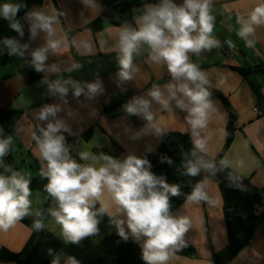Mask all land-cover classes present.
<instances>
[{"label": "crops", "instance_id": "0c3cea01", "mask_svg": "<svg viewBox=\"0 0 264 264\" xmlns=\"http://www.w3.org/2000/svg\"><path fill=\"white\" fill-rule=\"evenodd\" d=\"M6 2L8 0H0V4ZM175 2L182 4L183 0ZM258 2L213 0L211 14L215 17V26L212 35L220 46L198 55L188 53L190 62L196 63L208 78L207 87L213 105L206 127L195 130L198 135L188 123L186 99L185 108L177 106L171 99L165 108L148 95L155 85L168 99L167 86L176 82L166 64L152 59L153 54L147 44L142 43L133 53L131 79L125 80L120 76L121 29L137 27L136 19L143 13L144 6L157 4L159 0H40V3L30 6L24 14L30 32L34 22L28 18L30 13H41L53 21L52 33L37 28L35 36L31 32L25 49L31 59L34 51L48 49L44 70L39 71L40 77L33 80L31 73L19 72L17 63L6 64V68L0 70V109L14 113L4 137L12 138L7 154L20 164L17 171L28 179L47 170V162L40 156L35 137L42 135L41 129H46L48 123L59 121L64 126L59 134L65 138L69 157L73 154L81 159V153H89V159L81 160L96 167L103 163L99 159L103 155L121 162L130 155L139 158L156 148L163 135L169 132L188 133L195 161L213 164L231 136V143L220 162L248 179L256 190H264V70L258 69L246 75L239 71L241 68L264 66V25L256 26L254 36L250 37L255 41L251 48L246 47L236 35L240 27L238 18H247ZM117 5L124 6L127 14L118 23L106 19L97 31L88 27L105 10ZM226 40H230L234 47L230 48ZM51 41L58 44L55 50L49 47ZM53 66L58 71H51ZM54 81L68 89L66 95L61 96L49 89V84ZM91 83L99 85L94 94L87 88ZM75 86L83 89L78 97L74 95ZM137 98L150 101L149 111L154 117L151 123L142 112H127L126 106ZM177 98L183 97L178 93ZM225 102L236 113L232 124ZM47 106L58 110L47 120H40L39 114ZM118 107L124 110L115 114ZM256 107L261 114L255 112ZM1 135L2 132L0 139ZM195 139L205 141L203 151L194 148ZM210 170L202 168L199 174L204 177L201 183L205 185L208 200L195 203L186 199L172 214L188 217L190 224L181 241L192 247V253L179 255L170 251L167 264H214L215 259L230 246L222 190L216 180L207 177ZM30 199L32 214L23 219L34 222L38 218L35 213H41L47 196L35 190ZM103 199L108 205L106 213L109 216V213H115L116 206L110 194L105 191ZM56 206L53 201L52 208ZM257 212L261 216L258 227L248 243L226 264H264V204L257 208ZM116 218L126 220L123 214ZM24 220L7 232L0 231V245L12 252L24 250L32 236V229ZM41 221L44 228L59 237L64 245L69 244L64 241L60 226L49 211ZM124 228L130 234L126 223ZM137 242L142 248L143 238ZM57 254L61 257L60 264H66V258ZM0 264L16 263L0 259Z\"/></svg>", "mask_w": 264, "mask_h": 264}, {"label": "clouds", "instance_id": "9594fccd", "mask_svg": "<svg viewBox=\"0 0 264 264\" xmlns=\"http://www.w3.org/2000/svg\"><path fill=\"white\" fill-rule=\"evenodd\" d=\"M87 2V0H86ZM213 0H183L177 4L175 0H159L157 4H147L143 13L136 19L137 27L125 26L119 33V64L122 79H131L133 53L137 52L142 43L147 44L152 52V59L167 66L172 79L176 82L169 84V98L163 97L159 87L153 86L148 95L165 108L169 100H175L177 106L188 112V123L194 133L197 129L205 128L208 122V113L213 105L211 93L205 73L196 63L189 60L188 53L200 54L202 51H211L220 46V42L212 35L215 26V17L211 14ZM22 5L14 3L0 4V17L10 22V27L21 37L22 25L16 20ZM33 20L31 32L36 35L37 28L52 33V18L41 13L28 14ZM240 25L236 35L245 42L246 47H253L255 41L250 39L255 34L256 26L264 25V0L252 8L247 18L237 20ZM230 48L234 47L230 40H226ZM3 44L9 49V55H23L27 45H20L14 38H5ZM58 44L49 43L53 50ZM47 48H41L32 53V63L37 71H43L47 59ZM51 71L58 69L55 66ZM99 85H87L90 93H96ZM53 93L61 96L67 94L68 89L59 81L49 84ZM83 89L74 87V95L80 96ZM183 98H177V94ZM150 101L142 98L134 99L126 106L130 114L142 112L150 123L153 114L149 111ZM58 109L47 106L39 114L40 120H47L49 115H55ZM64 126L57 121L48 123L47 128L41 129L42 135L35 137L38 151L47 162V170L42 175L47 177L45 191L55 201L56 207L50 208L49 215L60 226L61 235L66 243L78 244L82 239L96 234L98 229V213L92 210L94 203L100 201V213L108 212L103 196L105 191L110 194L116 206L115 213H109L111 222L118 229V235L127 240L129 233L137 240L143 238L142 259L145 264H167L170 259V250L176 248L178 242L187 231L190 221L186 216H174L170 212V195H181L180 186L168 184L163 178H157L146 165L148 162L135 156H128L122 162L111 156L103 155L99 167L93 164L81 165L71 159L65 147L64 136L59 134ZM12 138L0 139V165L2 158L8 153ZM194 148L200 151L205 149V141L195 139ZM195 151H193V156ZM89 153H81V159H89ZM168 163H171L169 160ZM5 172L0 174V231L7 232L17 222L32 214V192L30 180L23 174L13 170L10 166L2 165ZM212 163L187 160L185 174L195 177L201 169H213ZM204 183H197L187 196L190 202L199 203L208 200ZM40 216L41 213H35ZM118 214L126 216V220L117 219ZM44 223L37 219L33 228L40 231ZM48 255L53 256L52 250ZM60 255H54L51 264H60ZM66 264H80L73 256H68Z\"/></svg>", "mask_w": 264, "mask_h": 264}, {"label": "trees", "instance_id": "16d2710c", "mask_svg": "<svg viewBox=\"0 0 264 264\" xmlns=\"http://www.w3.org/2000/svg\"><path fill=\"white\" fill-rule=\"evenodd\" d=\"M9 3L22 5L16 20L22 25L24 34L21 37L11 29L9 21L0 17V64L17 63L20 67L19 72L31 73V79H37L40 77V72L35 69L32 59L27 55L25 49L22 56L9 55V49L3 44V40L5 38H14L22 46L27 44L31 32L28 23L24 19V14L30 6L40 3V0H11ZM122 12L126 13V9L122 5L111 7L90 23L88 27H92L94 31H97L102 27L106 19L118 23L121 20L119 15ZM258 69L264 70V66L252 69L241 68L239 71L246 75ZM225 103L230 114V123L232 124L236 119V113L229 103ZM13 114L11 111L0 109V132L3 133L1 139H6L4 137L6 134L5 130L9 129V122ZM231 140L232 137H228L220 156L213 162L215 167L207 174V177H212L221 187L230 239L228 250L218 256L214 264H226L248 243L261 221V216L257 212L255 203L264 194V190H256L248 179L226 168L220 162V158L230 145ZM193 151L191 138L188 133L169 132L163 135L160 144L156 148L139 157L148 162L146 167L157 178H163L170 185L177 184L180 186L181 195L178 197L170 195L169 197L171 214L187 199L193 187L197 183H201L204 178L200 175L192 177L185 174V162L187 160L195 161ZM5 158V162L2 165L10 166L15 171L19 169L20 164L13 161L10 154L5 155ZM70 158L78 164L86 165L76 155L72 154ZM169 160L171 163H168ZM2 165H0V173L10 175V173L5 172ZM28 179L30 180L31 192L37 190L47 196L41 215L37 218L41 220L43 215L52 208L54 201L45 191L48 179L42 175V172ZM100 208V203L96 201L92 210L98 213L99 231L82 239L78 244L69 243L64 245L62 240L50 230L43 228L40 231H36L33 228L34 222H27L22 219L32 229V236L28 245L21 252H12L0 245V259L16 264H49L51 258L55 254L60 253L66 259L68 256L75 257L80 264H145L142 259L140 244L130 234L127 240L120 237L118 229L111 222V217L106 212L100 213ZM98 238L99 240L96 242ZM49 249L52 250L53 256L48 255ZM170 251L179 255H189L192 253V247L186 241H180L176 248Z\"/></svg>", "mask_w": 264, "mask_h": 264}, {"label": "built area", "instance_id": "2783aa9c", "mask_svg": "<svg viewBox=\"0 0 264 264\" xmlns=\"http://www.w3.org/2000/svg\"><path fill=\"white\" fill-rule=\"evenodd\" d=\"M125 15H127V14L125 12H122V13H120L119 16L123 17ZM123 110H124L123 107H118L114 111V113L115 114H120L121 112H123ZM254 110H255L256 113L261 114V111H260L259 107H256ZM261 204H264V194H262L261 197L258 199V201L255 203L256 208H258Z\"/></svg>", "mask_w": 264, "mask_h": 264}, {"label": "rangeland", "instance_id": "374dc122", "mask_svg": "<svg viewBox=\"0 0 264 264\" xmlns=\"http://www.w3.org/2000/svg\"><path fill=\"white\" fill-rule=\"evenodd\" d=\"M11 0H8V2L7 3H9ZM21 64H24V63H21ZM5 65H0V70H4V68H6V67H4ZM17 66V65H16ZM2 136V135H1ZM5 156L2 158V163H4L5 162ZM99 240V238L98 239H96V242Z\"/></svg>", "mask_w": 264, "mask_h": 264}]
</instances>
